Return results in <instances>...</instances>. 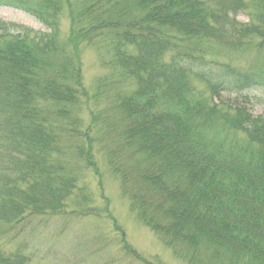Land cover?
Masks as SVG:
<instances>
[{"label": "trees", "instance_id": "obj_1", "mask_svg": "<svg viewBox=\"0 0 264 264\" xmlns=\"http://www.w3.org/2000/svg\"><path fill=\"white\" fill-rule=\"evenodd\" d=\"M78 2L0 0L49 30L0 20V264H32L3 244L16 241L20 226L66 212L82 180L79 162L99 170V117L79 49L106 35L119 78L99 85L95 102L116 92L107 154L131 209L189 264L223 254L227 264H264V116L251 114L246 96L264 91V64L243 67L211 53L212 45L228 56L264 51V0ZM63 8L72 10L66 40ZM116 146L130 151L131 167Z\"/></svg>", "mask_w": 264, "mask_h": 264}, {"label": "rangeland", "instance_id": "obj_2", "mask_svg": "<svg viewBox=\"0 0 264 264\" xmlns=\"http://www.w3.org/2000/svg\"><path fill=\"white\" fill-rule=\"evenodd\" d=\"M70 1L73 4L79 3L78 0ZM71 12L72 10L63 8L59 16L63 40L70 34ZM0 20L28 27L39 33L49 32L34 17L12 7L0 5ZM238 21L246 24L249 17L242 13ZM111 45V38L106 35L92 44H83L79 49L82 84L87 97L91 98L90 108L99 117V122L92 125V137L96 138L93 142V161L98 172L79 162L78 173L82 180L79 191L69 202L66 212L39 217L24 228L20 226L18 231H14L17 234L16 241L10 245L3 244L8 250L18 249L30 254L32 264H189L175 254L173 246H168L139 219V211L131 209L118 176L111 170L107 153L112 149V136L105 129L106 121L119 118L116 117L118 109L114 101L116 92L99 98L98 105L95 102L99 85L104 86L105 82L114 80L112 77L116 78L119 73ZM212 50L219 53L216 56L211 52L220 62L236 63L243 67L256 66L258 62L260 66L264 64V51L261 50L251 49L250 53L230 56L222 55L225 53L215 45H212ZM196 87L200 93H206L202 84H197ZM130 93L131 90L125 91L126 96ZM246 96L250 100L251 114L255 117L264 116V91H253ZM83 105L86 106L87 102L84 101ZM86 107H83V113L85 125L88 126L93 122ZM222 132L219 133L222 139L232 137L227 131ZM226 146L224 144L223 148ZM116 149L121 157L130 159L127 165L131 167L130 151L119 146ZM219 258V261L210 264H227L230 256L223 254Z\"/></svg>", "mask_w": 264, "mask_h": 264}]
</instances>
